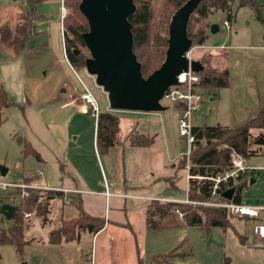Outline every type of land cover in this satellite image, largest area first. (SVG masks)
Wrapping results in <instances>:
<instances>
[{"label":"rangeland","instance_id":"obj_1","mask_svg":"<svg viewBox=\"0 0 264 264\" xmlns=\"http://www.w3.org/2000/svg\"><path fill=\"white\" fill-rule=\"evenodd\" d=\"M150 2L153 22L164 19L172 10L167 0ZM60 6V0H43L36 5L29 4L27 0H0V49L3 43L7 46H18L25 42L23 51L0 52V61L16 58L20 52L23 53L22 58L16 59L14 66L21 74L20 82L23 81L22 85L25 87L11 92L15 105L2 111L0 167L6 169V172L4 175L0 173V181L33 185V179L26 180V176L43 175L44 167L38 164L34 156L25 157L17 140L18 136L28 132L26 120L30 122L33 112L49 125L51 135L56 138L59 133L62 134V130L68 126L72 127L75 123L74 118L70 119L69 115H76V110L72 113L69 108L61 110L58 103L45 102L50 99L51 94H58L66 86L65 82L69 86L72 85L78 93L76 78L62 62ZM65 11L68 10L65 8ZM36 15L40 16L31 28L32 18L34 20ZM224 21L229 24V28L224 25ZM193 23L194 27L215 23L219 30L211 33L206 27L207 38L204 45L191 46L190 56L199 60L205 55L210 61V66L217 70L227 67L229 78L226 87L209 86L201 90L203 101L193 115L192 124L242 125L253 117L260 107H264V0H252V3L246 5H241L240 1L236 0L232 4L231 19H227L225 12L216 11L204 19L195 15ZM75 71L92 90L100 112L104 111L106 103L108 105L106 93L96 85L94 77L89 76L84 67ZM70 95L66 93L64 96L70 98ZM162 104L166 109L159 113L117 114L123 133L126 131V119L139 121L141 129L149 128L161 157L163 153V167L157 170L149 168L144 155L135 156L131 162L126 149L123 152L121 149H112L101 155L100 164L106 180L108 183L115 182L116 185L112 190L132 198H117L119 205L114 206L113 198L110 199L111 204L109 201L106 205L105 197H98L93 205H86L83 209L95 217L107 218L112 224L98 232L94 238L89 233L82 232L77 241L51 244L45 229L41 230L39 227L45 224L54 227L62 217H73L77 213L74 206L67 205L70 197L63 201L60 198L58 201L52 200L48 223H42L45 214H39L41 211L37 208L29 210L33 215L28 219L24 217L28 211L22 214L23 241L26 244L18 251L14 244L0 242V264H104L105 258L107 264L108 259L109 264H130V239L139 253L141 264H223L225 261L228 264H264L262 242L251 234L252 222L239 219L226 209L229 217L226 227L190 226L184 224L185 218L180 221L178 216L173 214L179 224L158 231L147 228L142 212L144 205L159 199L177 202L188 199V170L186 166H178V160L186 155L187 148L182 142V137L178 135L176 111L170 103L163 100ZM94 122L93 116L85 115L76 124L82 127L79 142H82L81 148L88 161L89 171L96 176L98 162L91 152ZM132 132L139 133L138 130ZM251 135L264 141V129H252ZM59 144L61 145V142ZM252 149L256 153L247 159L246 164L250 168L258 169L247 170L243 174L242 177L248 179V184L241 190L240 202L264 205V142L257 143L256 140ZM185 159L188 161L186 156ZM169 174L174 183L172 185L170 181L166 186L164 178ZM125 180L127 189L124 188ZM101 186L103 187V183ZM14 193L13 189H0V237L2 232L8 231L13 222L12 218H7L1 212V207L4 204L17 205L19 197L28 192H20L19 197ZM203 205L214 207L193 204L192 208L196 207L201 213ZM39 215L43 217L40 219ZM262 215L264 216V213Z\"/></svg>","mask_w":264,"mask_h":264},{"label":"trees","instance_id":"obj_2","mask_svg":"<svg viewBox=\"0 0 264 264\" xmlns=\"http://www.w3.org/2000/svg\"><path fill=\"white\" fill-rule=\"evenodd\" d=\"M42 0H27L31 5H36ZM135 11L128 16L132 24L133 34V52L141 65V72L147 77L152 71L157 69L165 58L168 38V25L172 15L187 0H167L168 5L172 7L170 14L159 22H153V12L150 0H133ZM236 0H202L197 8L192 12L187 24V34L191 39V46H202L207 38L206 27H194L193 18L198 15L201 18H207L216 11L225 12L227 19L232 17V4ZM241 5L252 3V0H238ZM80 0H63L66 13L62 18V37L65 55L71 66L77 70L84 67V61L89 56L87 49L82 41V33L88 30V24L85 17L79 11ZM258 15V13H257ZM74 49L78 53H74ZM85 52V53H84ZM202 69L195 72L199 76L198 85L203 89L209 86L226 87L228 85L229 70L215 69L210 66V61L204 55L198 60ZM15 103L9 98L3 87L0 85V121H2V111ZM176 113L184 108L182 103L171 104ZM120 118L113 111L106 110L98 113L96 118V147L100 154L107 152L112 147L121 146L123 139L120 134ZM252 129H264V107H260L256 114L249 118L244 124L239 126H226L216 124L214 126H195L192 127L194 142L192 144L190 158L188 161L185 156L179 158V167H184L188 163V173L191 178L188 179L187 198L195 201H206L210 197L213 182L208 177L214 176L217 172L230 168V154L232 150L240 153L246 160L254 155L256 151L252 145L256 143V138L251 135ZM18 143L22 146L23 155L34 156L39 159L38 153L33 150L31 144L23 136L17 137ZM127 142L131 146H149L153 138L145 136L142 133L131 132L127 136ZM224 145L226 147H224ZM64 171V167L62 166ZM65 172V171H64ZM33 177V176H32ZM26 176V180L33 178ZM240 176L238 182L234 184V194L232 201L239 203L241 190L248 184V179ZM173 185L174 180L170 179ZM233 185V183H230ZM14 195L20 192H28L19 197L20 201L13 206L11 218L12 224L7 232H2L0 242L12 243L18 251H21L26 242L23 241L24 227L22 224V214L29 210L37 208L44 215L43 224L48 223V214L50 212V195L61 196V192L56 190L31 189L30 187L15 188ZM70 195V194H69ZM75 195V194H71ZM70 199V198H69ZM72 199V197H71ZM70 199V201H72ZM222 201L226 199L221 198ZM156 202L145 206L146 225L151 231H158L166 227L175 226L179 222L174 218L172 209L178 207L184 213V224L196 227L220 226L226 227L229 224V217L224 208L204 206L202 212L196 210L193 205L178 202ZM79 210L77 217L73 219L61 220L56 227L48 230V242L51 244H61L62 242H71L79 240L82 232L95 234L105 225V219L95 217L84 212L80 207V199L74 198L72 201ZM39 215L38 217H43ZM239 219L253 222L254 219L248 216H236ZM41 219V218H40ZM46 226V224H45ZM43 226V227H45ZM130 227V226H129ZM160 257V256H155ZM154 257V258H155ZM139 264L141 262L139 261ZM223 264H228L225 261Z\"/></svg>","mask_w":264,"mask_h":264},{"label":"water","instance_id":"obj_3","mask_svg":"<svg viewBox=\"0 0 264 264\" xmlns=\"http://www.w3.org/2000/svg\"><path fill=\"white\" fill-rule=\"evenodd\" d=\"M201 1L187 0L172 15L165 58L157 69L144 77L132 49V24L128 20L135 11L134 1L80 0L78 8L88 24V30L81 35L89 52L84 69L106 93L111 111L162 112L166 107L161 100L168 88L177 84L178 74L189 67L193 72L202 69L198 60H189L186 56L192 45L187 34L188 20ZM209 30L216 33L219 26L213 23ZM73 51L78 53L77 49ZM263 142L262 138L257 139V143ZM5 172L6 169L0 167V173ZM234 191V187L225 189L222 196L231 200ZM1 212L11 218L13 205L4 204Z\"/></svg>","mask_w":264,"mask_h":264},{"label":"crops","instance_id":"obj_4","mask_svg":"<svg viewBox=\"0 0 264 264\" xmlns=\"http://www.w3.org/2000/svg\"><path fill=\"white\" fill-rule=\"evenodd\" d=\"M60 4L61 6H60L59 29L62 30V18L65 15L66 11L63 5V0H60ZM39 16L40 15H36L34 20L32 18L31 28L33 26V22H35V20L37 21V18ZM31 33H32V30H31ZM24 43L25 42L23 41L22 45L18 44L19 47L17 45L7 46L5 45V43H3V47H1L0 52L2 51L4 53V52L13 51L15 53L17 50L23 51L25 47ZM20 53L21 54L19 56H15L16 58H11L10 60L3 59L0 61V85L3 87V89L5 90V92L7 93V95L9 96L11 100H12L11 92L13 90L14 91L18 89L21 90V88L25 89V87L23 86L24 84L22 85L23 81L20 82L21 74L18 72L17 67L14 66L16 64V61L23 57V53L22 52ZM62 56H63L62 62L66 66V69L70 71L73 74V76L76 78V81H77L76 85L78 87L77 88L78 93L75 92V88L72 85L69 86L67 85V82H65L66 86H64L59 91L58 94L56 93L51 94L52 96L49 97L50 99H46L45 102L58 103V106L61 110H64L65 108H69L72 110V113H74V111L76 110V113H75L76 115L74 114L69 115L70 119L71 117L74 118L75 123H73L72 127L68 126L67 129L62 130L61 131L62 134L61 133L58 134L59 137L57 138L59 140H57L56 137H53L51 135L49 131L50 130L49 125L45 123L44 121H42L41 118H39V116H37L34 112H33L32 119H30V122L26 120L27 125H28V132H26V134L23 135V137H25L27 141H29L33 150H35L38 153L40 157L39 159H36L38 164L44 167V170L42 172L43 175L41 177L37 175L36 176L33 175V184L47 185L55 189L56 192L57 191L61 192V196L50 195V198L48 200L50 204L52 203V200H55V199L58 201L60 198V200L63 201V199L65 198L67 200L68 197H70V199L72 197V201L74 198L80 199L81 201L80 207L84 211L83 209L84 206L89 205V204L93 205L94 201L98 197H105L106 205L109 203V201L111 204L110 199L113 198L114 206H118L119 203L117 201V198L127 199V198H132V197H129V196L124 197L122 196L123 193H120V194L115 193L112 190L116 185H115V182L108 183V181L106 180L107 178L100 164L101 155L108 153L112 149H115V150L121 149L122 152L126 149L128 150V155L130 156L131 162L133 161L135 156L144 155L146 159V164H148V167L152 168L153 170H157V169H162L163 167V163L161 162V160L163 159V153L161 157L159 148H157L156 145H154V140L152 144L149 146H131L130 144H128L127 136L132 132V130H138V132L142 133L145 136L152 137V135L149 131V128H147L146 130L141 129V127L139 126L140 125L139 121H136V120L133 121V119H126L124 123V127H126V131L123 133L120 128V134L123 139V144L121 146L112 147L107 152L100 154L96 147V140H95L96 118H94L95 122L93 126V134H92V140H91V150H92L91 152L95 155L96 162H98V173L96 176H93L89 171L88 161L85 155L83 154V151L81 148L82 142H79L82 127L80 126V124H76L78 123L79 119H82V116L87 115V114H81L77 108L78 105L81 104L80 93L82 91V87H81V84L77 76L75 75V72L73 70L74 68L71 66V64L69 63L65 55L64 46L62 50ZM66 93L71 94L70 98H66L64 96ZM10 107H8V109H11ZM106 110H109L107 103L104 108V111ZM113 112H117L116 114H118V112H127V111H113ZM127 113H140V112H127ZM70 123L71 122L69 121L68 124ZM69 137H70V140L68 141ZM181 139L183 142V138ZM59 142H61V145L59 144ZM62 166L64 167L65 172L62 170ZM171 177L172 176L169 174L166 178H164L166 186H168V183L170 182ZM186 179H187V186H188L187 174H186ZM105 181L107 182V184H109L110 191L113 193V195L105 196L104 194L105 192L104 182ZM101 182L103 183V187L101 186L102 185ZM124 183H125L124 188L127 189L126 180L124 181ZM61 189L67 190V191L64 192ZM74 190H82V192L70 193V191H74ZM71 194H75V195L71 196ZM55 197H57L58 199ZM159 200L162 201L163 199H159ZM72 201H70L67 205L74 206L76 208L77 210L76 215L73 217H68V218L62 217L60 221L67 220V219H73L77 217L79 210L76 207V204ZM109 208H111V205L109 206ZM84 212L88 213L87 211H84ZM142 212H143V218L146 224L145 205L144 207H142ZM88 214L91 215L90 213ZM104 219L106 222L102 229L107 228L110 224H112V222L108 220L107 218H104ZM39 228L41 230L45 229L44 232L47 233V239H48V230L53 227L50 225H47L45 227H39ZM101 230H99L98 232H100ZM98 232L92 235L90 234V235L92 236V238H94L98 234ZM130 242H131V248H129V254H128L130 258V264H139V259H140L139 253L137 250H135L131 239H130ZM62 243H66V242H62ZM96 255L97 256H96L95 262L97 261L98 253ZM109 262H110V259H108V264ZM103 263L107 264V258L103 260Z\"/></svg>","mask_w":264,"mask_h":264},{"label":"built area","instance_id":"obj_5","mask_svg":"<svg viewBox=\"0 0 264 264\" xmlns=\"http://www.w3.org/2000/svg\"><path fill=\"white\" fill-rule=\"evenodd\" d=\"M224 25L229 28V24L224 21ZM64 46V44H63ZM188 59H193L189 52L186 53ZM74 70V69H73ZM80 84L82 87V91L80 93L81 104L78 105V111L81 114H87L97 118L98 113L100 112L99 106L97 104L96 98L93 95L92 91L86 85V83L77 75L74 70ZM199 76L193 72L190 67L187 71H183L177 76V84L172 85L165 92L162 101H166L170 104L174 103H182L184 104V108L177 113V131L178 135L183 138V143L187 148L186 156L189 159L192 144L194 142V134L192 132V120L193 115L196 113L203 101V94L201 92L202 88L198 85ZM226 147V146H225ZM247 160L235 150L231 151L230 154V168L225 169L224 171L217 172L214 176L208 177L212 180L213 185L210 193L209 199L203 202L190 201L188 199L180 200L178 203H186V204H205L214 207H221L226 209L229 213L236 216H248L254 219L251 226V234L254 238L262 242L263 255L262 260L264 261V205H249L243 204L241 202L236 203L231 200L222 201L221 198L225 199L222 196V192L225 189L230 187H234L240 176L247 170H257L258 168H250L246 164ZM186 168L188 170V163L186 164ZM192 176L187 173V178H191ZM230 183H233L231 185ZM105 185V196L113 195L110 191V186L107 182H104ZM30 187L33 189L40 190H55L47 185H26L19 182H3L0 181V189H15V188H25ZM58 190V189H57ZM62 190V189H61ZM66 192L67 190H62ZM82 192V190H74L70 191V193ZM122 196L126 197L128 195L122 194ZM162 201L167 202H177V201H168L163 199ZM172 212L178 216V219L182 221L184 219V213L178 208L174 207ZM25 218L28 219L32 217L33 213H25Z\"/></svg>","mask_w":264,"mask_h":264}]
</instances>
